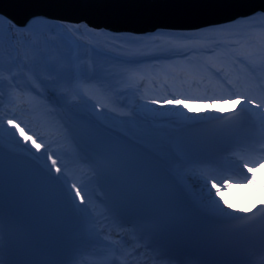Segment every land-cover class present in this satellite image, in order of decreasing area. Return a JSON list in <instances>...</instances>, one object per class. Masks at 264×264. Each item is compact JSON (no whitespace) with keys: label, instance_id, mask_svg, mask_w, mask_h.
Masks as SVG:
<instances>
[{"label":"snow or ice","instance_id":"6c2138e0","mask_svg":"<svg viewBox=\"0 0 264 264\" xmlns=\"http://www.w3.org/2000/svg\"><path fill=\"white\" fill-rule=\"evenodd\" d=\"M23 27H27V25ZM45 69L50 76L55 77L53 80L42 79L38 71L29 69L32 72L31 79L33 80L30 90L37 91V94H40L39 86H43L47 90L50 86L59 85L62 80L70 82L74 78L70 72L58 69L51 63L46 64ZM2 73L3 70L0 69V80L3 79ZM12 80L13 78L10 76V84ZM211 102L217 105H235L228 109L215 108V111L221 115L214 119L226 120L221 128L216 130L211 137H184L161 129L157 134L159 136V151L145 157L148 163L143 166H141V161L125 159L120 152L103 145L99 148H91L90 152L84 150V160L92 172L89 182H94L103 194L97 195L96 200L108 208L116 221L128 223L131 217H136L144 222L138 228L137 242H143L145 238H148L156 243L162 226L155 221L177 214H182L185 217L198 215L204 217L209 223H219L225 218L243 219L247 217L248 214L243 209H234L235 212L243 213L241 217L234 216L233 211H225V209H233V204L229 197L225 196V192H229L234 183L243 181L241 195L243 188L248 186H252L257 193H264V157L259 159L256 157L245 158L243 155L239 158L224 157V161L227 162L225 164L205 156L209 143L227 144L231 142L230 129L239 115L237 109H240L241 112L264 109V98L258 100L246 93H229L227 96L214 98ZM64 103L67 104L66 99ZM150 103L156 105L160 104V101L153 99ZM163 103L182 106L188 112L192 111L191 108H188L189 100L187 98H173L164 100ZM249 105L251 108L248 107ZM68 106L71 108V105ZM225 111L229 114L227 118L223 115ZM256 115L259 116L261 129L264 130V111L256 113ZM81 119H84L91 127H96L95 122L87 117H81ZM187 119L191 120L192 117ZM7 124L19 129V125L14 122V119H8ZM19 130L24 136L23 129ZM174 131L178 132L179 130ZM24 139L26 142L31 141L37 150L41 148V144L36 143L32 137L24 136ZM135 150L139 153L146 151L141 145H135ZM261 150L264 151V149ZM46 161H51V165L49 166L47 162L43 167L37 165V171L48 185L58 188L61 183V167L57 166V160L53 159L52 154L46 155ZM53 170L57 175H53ZM161 173L170 184V193L167 196L158 194L155 187ZM133 185L153 192L154 196L151 201L149 202L147 197L140 194H134ZM197 188L200 189L198 194ZM204 190L207 191L206 196ZM86 199L90 200L91 198L85 191V185L72 183L71 188L64 193V208L68 214L66 219L71 225V228L67 230V235H61L54 244L44 246L53 249L47 258L12 259L9 264H78L74 256L66 257L64 253L65 250H74L79 244L93 242L92 232L94 230L90 228V225L94 222L92 219L94 209L89 208ZM261 206H264V197L261 198ZM7 220L9 232L6 244L10 254L21 246L29 252L42 247L30 235H24L15 209L8 211ZM3 221L4 218L0 220V223ZM193 227L196 228L195 225ZM196 235L199 241L208 247L223 248L237 243L231 237L214 232L204 226L197 229ZM260 240L261 243H264V232L261 233ZM2 243L3 240L0 239V244ZM108 247L112 248L114 252L117 251L111 244ZM0 264H5V262L0 260ZM110 264H115V261ZM254 264H264V258L255 261Z\"/></svg>","mask_w":264,"mask_h":264},{"label":"bare ground","instance_id":"6f19581e","mask_svg":"<svg viewBox=\"0 0 264 264\" xmlns=\"http://www.w3.org/2000/svg\"><path fill=\"white\" fill-rule=\"evenodd\" d=\"M263 18L264 20V10L258 9L254 10V12L249 13L248 15L240 16L227 22L226 24L235 30L244 32V36L241 39H232L228 40L231 44L228 49V55H231L228 62H236L239 66L236 70V73L231 75V78L234 83L232 85L227 82L230 87H235L242 83L243 81L249 82V90H254L255 86H257V82L253 79H249L253 68H261L264 67V38L259 39L258 35H255V30H252L255 26L256 21L255 18ZM225 24V25H226ZM11 24L7 22V19L0 15V40L3 37H9L12 41L11 45L13 46V55L12 61L10 64H0V69L3 70V79L0 80V83L4 80L8 81L4 83V85L0 86V99L2 100L5 97L12 98L16 97L18 92L23 102L21 103L22 107L19 114H22V117H26L36 122L37 127V136L36 143L41 144V148L37 150L36 148H32L28 143L23 144L22 141H16L10 139L8 135L0 133V143L5 145L8 149L12 150H21V151H30L34 150L35 154L43 160L44 164L50 166L51 161H46V155L52 154L53 159L57 160V166H62L68 172L71 173V179L69 178V185H72V182H79L80 184H84L86 186H91L89 182L91 176L88 175V168L82 166H76V164L72 161L73 152L70 148V143L66 138L67 133L63 131L64 126L62 122H59L57 119V113L59 111L60 105H71V108L77 109L81 112H85V114L92 116L96 120L100 121L103 125L110 127L114 131L116 130L118 133H121L123 136L128 137L132 141L137 142L138 145H141L145 150H148L150 153L159 151V136L157 135L161 129L165 130V132H172L174 135L175 131L179 127H182L183 124H187V122L197 119H187L188 116L181 115V119H166L162 117L156 116V107H161V104H151L150 101L153 99H157V97H147L148 101H136L134 107H138V109L142 110L145 116L144 120H134L131 122H121L120 120L111 117L108 113L112 110L106 108L104 106L99 105L101 101L91 100L89 97L85 95V92L82 91V82L86 80L89 81V78L96 79L103 86L105 85V81H111L110 78L105 77L103 79L100 76L96 75L94 72V68H84L83 63L79 64L82 61L83 56L87 55V52L94 49L95 52H103L106 55L118 57L120 59L127 57L131 62H137L138 60H146L147 58H156V53L167 50H152L157 48L158 46H165L167 44H174V42H179L182 39L180 36L183 34L193 35L194 32H185L180 31H154L145 33L144 35L135 36L132 34H109L105 36L96 37L94 33L90 42H85V44L81 43L80 40L78 43H75V47H77L79 53L74 54L75 48L71 46H64L65 40L63 36L58 37L59 47L55 50L53 47H50V43L48 42L49 35L61 32V28L63 32L69 37H77L74 35L71 29H68L66 26H62L60 22L56 21H46L44 19H34L32 23L25 27L24 29L11 28ZM11 28V31H10ZM207 30V29H206ZM204 30L203 32H205ZM76 33H83L86 30H82L79 28ZM246 31V32H245ZM207 32V31H206ZM183 33V34H182ZM182 34V35H181ZM159 36V39H157ZM245 38V40L243 39ZM247 38V39H246ZM96 39H103L98 42ZM84 41V40H81ZM77 42V41H76ZM113 45L114 47H110ZM118 49H117V48ZM120 47H130L129 51L125 52ZM149 48V49H146ZM54 49V51H53ZM100 49V50H99ZM117 49V50H116ZM122 50V51H121ZM127 50V49H126ZM125 50V51H126ZM175 50L171 54H176ZM56 54V56H55ZM84 59V58H83ZM54 64L58 69H63L66 72H70L74 77L70 82L61 81L59 85L50 86L47 90L43 86H39L38 91L40 94H37V91L30 90V85L33 84L32 72L29 69H34L39 72V75L42 79L47 81L53 80L55 77L50 76L46 69V64ZM147 64H145L146 66ZM241 66V67H240ZM129 66L124 67V70L128 71ZM157 66H153V69H157ZM147 68V66H146ZM243 69V70H242ZM132 70V69H131ZM12 77V83H9V77ZM107 79V80H106ZM230 81V79H227ZM242 81V82H241ZM112 82V81H111ZM231 82V81H230ZM254 88V89H252ZM110 90H114L109 87ZM112 91H108L111 94ZM76 94H80L81 97H84L88 100V102H84L81 104L75 98ZM98 99L103 100L104 103L112 104V100H116L115 96L113 99H108L105 93L102 91L98 92ZM109 94V95H110ZM15 95V96H14ZM111 96V95H110ZM52 98L56 100L52 101ZM67 100V104L64 103V100ZM86 100V101H87ZM99 103V104H98ZM201 102L198 100L193 102L189 101L188 108L196 107L200 109ZM209 106L214 107L211 101L208 103ZM27 106V108H25ZM182 107V106H179ZM29 108V110H28ZM230 107L225 106V109ZM113 113V112H111ZM115 114V113H114ZM151 118V120H150ZM153 118V120H152ZM157 119V121H155ZM19 128H23L24 131H27L26 128L23 127L22 124H19ZM28 132V131H27ZM30 134V132H28ZM66 133V134H65ZM73 169V170H72ZM66 171V172H67ZM69 175V173H67ZM253 192V197L251 199L256 198L259 193L256 192L252 186H250ZM226 193V192H225ZM256 200H250L246 202L247 204L241 206L240 208L235 209H243L248 210L250 204L257 203ZM79 203V201H77ZM94 208V212L97 211L96 206H92ZM97 208V209H95ZM99 213L102 214L101 209L99 208ZM236 213V212H235ZM96 214V212H95ZM98 216V214H96ZM96 217V216H95ZM93 218V215H92Z\"/></svg>","mask_w":264,"mask_h":264},{"label":"water","instance_id":"95a60500","mask_svg":"<svg viewBox=\"0 0 264 264\" xmlns=\"http://www.w3.org/2000/svg\"><path fill=\"white\" fill-rule=\"evenodd\" d=\"M258 9L264 10V0H0V15L15 28L41 18L73 31L85 28L98 37L158 30L197 34Z\"/></svg>","mask_w":264,"mask_h":264},{"label":"rangeland","instance_id":"374dc122","mask_svg":"<svg viewBox=\"0 0 264 264\" xmlns=\"http://www.w3.org/2000/svg\"><path fill=\"white\" fill-rule=\"evenodd\" d=\"M62 25V24H61ZM64 27V25H62ZM14 28V27H11ZM10 28V31H11ZM63 36L65 42L66 47L71 46L70 48L74 47L75 48V52L74 54L79 53L77 47H75V43H78L79 40L75 39L72 36H68L66 35L62 28H61V32L55 33V35L51 34L49 35L48 38V42L50 43V47H53L55 50H57V48L59 47V41H58V37L59 36ZM77 41V42H76ZM81 43L85 44L84 41H80ZM12 41L10 40L9 37H3L0 40V64H10V62L12 61V56L13 55V46L11 45ZM53 49V51H54ZM100 50V49H99ZM56 56V54H55ZM82 61L79 63H83L80 66L84 65V68L88 69V68H94V72H96L97 76L102 77L103 79H105V77L110 78L111 81L107 82L106 84L111 86L114 90H115V94H117V99H119L120 103H123L126 108L128 107L130 114L128 115H123V116H114L112 115L109 111L107 114H109L111 117H114L117 120H120L121 122H131L132 119L138 121V120H144L145 116L143 111L138 109V107H134V104L136 101H143L146 102L148 101L147 99H143L139 96V91H140V87H137L136 85H132L129 82L126 81V78L124 77V67L129 66L130 68L132 66H135L133 61L130 62V60H128L127 57L125 58H118V57H114V56H110V55H106L103 52H98L94 49H91V51L87 52V55H82ZM107 80V79H106ZM4 83H6L7 81L4 80ZM2 82V84L0 83V86L4 85V83ZM84 100L79 101V103H83ZM164 101H160L161 107L157 106L156 107V116H160L166 119H181V115L183 116H188V117H192L194 119L197 118H201V117H206V115H209L211 113L216 112L215 108L220 107L219 105L215 104L214 107L212 106H203L201 105L200 109L198 108H194V107H190L191 108V112H188L187 109H185L184 107H179V106H174V105H165L163 103ZM1 104V101H0ZM133 109H135V112H133ZM0 133H3L5 135H8V137L10 139L16 140V141H22L25 143H29L31 145L32 148H35L33 146V144L31 143V141H25L24 136H30L32 137L33 140H35V137L31 136L29 133H25V131L23 130L24 136L21 135L20 133V128H15L12 127L11 125L7 124V118L4 119L3 116L0 114ZM128 118V119H127ZM151 120V118H150ZM153 120V118H152ZM155 121H157V119H155ZM23 129V128H21ZM211 187V185H209V188ZM200 189L197 188V191H199ZM213 193L215 192V190H212ZM204 195H207V191L204 190ZM225 196L229 197L230 202L233 204V209H225V211H234L235 208H240L241 206L247 204L246 202H249L250 200H258L259 195L255 196L256 198L251 199L253 197V192L252 189L250 188V186L243 188V194L241 195V188H233L230 189L229 192L225 193ZM252 203V202H251ZM250 203V204H251ZM248 204V205H250Z\"/></svg>","mask_w":264,"mask_h":264}]
</instances>
